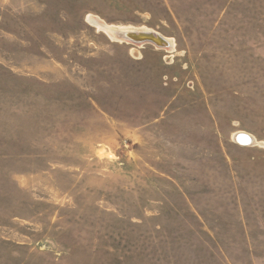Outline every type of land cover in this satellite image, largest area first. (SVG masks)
Here are the masks:
<instances>
[{"label": "rangeland", "instance_id": "rangeland-1", "mask_svg": "<svg viewBox=\"0 0 264 264\" xmlns=\"http://www.w3.org/2000/svg\"><path fill=\"white\" fill-rule=\"evenodd\" d=\"M0 264H264V0H0Z\"/></svg>", "mask_w": 264, "mask_h": 264}, {"label": "bare ground", "instance_id": "bare-ground-1", "mask_svg": "<svg viewBox=\"0 0 264 264\" xmlns=\"http://www.w3.org/2000/svg\"><path fill=\"white\" fill-rule=\"evenodd\" d=\"M96 25H99L98 21H95ZM150 30L149 28H129V27H122L119 29V34L122 37H127L129 39H132L134 41H143V40H151L153 41L156 45H160V46H171V42L170 40H168L166 37L157 34V33H153V31ZM155 34H157L158 36H156ZM173 45V44H172ZM235 136V141L239 142V144L241 146H247L250 145L252 143H254V138L252 135L244 133V132H238L234 134ZM238 144V143H237Z\"/></svg>", "mask_w": 264, "mask_h": 264}, {"label": "water", "instance_id": "water-1", "mask_svg": "<svg viewBox=\"0 0 264 264\" xmlns=\"http://www.w3.org/2000/svg\"><path fill=\"white\" fill-rule=\"evenodd\" d=\"M156 36H158L157 34H155ZM119 38H120V36H119ZM122 38V37H121ZM122 39H124V40H126V41H128V42H131V43H135V44H143V43H151V44H153V45H155L156 47H163V46H160V45H156L153 41H151V40H143V41H139V42H137V41H134V40H132V39H129V38H125V37H123ZM165 47H169V46H165ZM236 139V138H235ZM237 142V141H236ZM238 144H239V142H237Z\"/></svg>", "mask_w": 264, "mask_h": 264}]
</instances>
